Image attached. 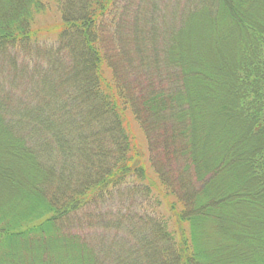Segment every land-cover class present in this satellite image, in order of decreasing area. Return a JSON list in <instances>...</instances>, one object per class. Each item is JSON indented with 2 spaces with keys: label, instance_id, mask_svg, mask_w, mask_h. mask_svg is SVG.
Instances as JSON below:
<instances>
[{
  "label": "trees",
  "instance_id": "1",
  "mask_svg": "<svg viewBox=\"0 0 264 264\" xmlns=\"http://www.w3.org/2000/svg\"><path fill=\"white\" fill-rule=\"evenodd\" d=\"M20 1L0 163L30 174L0 166V264H264V0H175L164 43L155 3Z\"/></svg>",
  "mask_w": 264,
  "mask_h": 264
},
{
  "label": "rangeland",
  "instance_id": "2",
  "mask_svg": "<svg viewBox=\"0 0 264 264\" xmlns=\"http://www.w3.org/2000/svg\"><path fill=\"white\" fill-rule=\"evenodd\" d=\"M138 2H141V4L144 6V5H147V6H150L151 4H156L158 6V8L160 9V11L162 12L163 14V17L158 21L159 23V27L157 29V34H156V40L157 41H161L162 43H164V37H166V35L164 34V32H162L163 30H166V27L163 25L165 19L167 20H170L172 21L171 24L169 25L170 27L173 25V24H176V22H174V18H177V21H178V25L175 27V29H178V26L180 25L181 21L183 20V18H181L179 15L176 17V9H175V6H176V3H175V0H136ZM219 1V0H217ZM194 0L191 1V3L189 4V7L192 6ZM21 4V1L20 0H0V13L1 12H5L7 9L9 12L13 11V10H16L19 8ZM137 4V3H136ZM135 6H133V8H135ZM48 15L47 16H41L40 17V21L42 23H45V22H56L58 21L59 19H61L62 15L61 13H59L58 9L56 8H52L48 11L47 13ZM260 17V16H259ZM165 18V19H164ZM161 25L164 26V29H160V27H162ZM205 28L202 27V28H199L196 30L195 32V36H194V39L195 40H198V39H203V37L205 36L204 33L205 31L203 30ZM162 32V33H161ZM222 31L220 32V35H221ZM189 33H187L184 37H186L185 39H189ZM219 35V36H220ZM47 38V40H50L52 42V40H56L58 38H55V37H51V36H44ZM170 39H172V36L168 37L165 42H168ZM196 42V41H195ZM188 43L189 45V40H186V42L184 43V47H185V44ZM191 45V44H190ZM60 46V44H59ZM33 47L34 49L32 51H29L30 53H32L33 55H36L42 64H46V60H45V53H44V49L46 47V45L44 43H39V42H33ZM195 47V46H194ZM29 80L30 82V78H27L25 76L23 77H18V84H20L21 82L23 81H27ZM19 88H20V91L18 92V94L21 96L23 94V91H22V88L20 87L19 85ZM211 133L215 132V131H218V125L214 124V123H211ZM213 133L211 135H213ZM216 136H218V134H215ZM209 140H212V137L211 139ZM208 140V141H209ZM7 148V144H4V140L0 138V158L4 157L7 152L6 150ZM211 154L209 153V157L211 159ZM8 157V156H7ZM7 157H6V160H7ZM1 160V159H0ZM24 162H21V161H17V160H14V159H10L8 161H5V165L3 163H0V166H4L6 168V172L9 170L12 172L13 171V174H17L19 177H22V176H26L27 174H30V166L28 164V161L27 160H23ZM3 164V165H2ZM7 172V173H8ZM3 181V180H2ZM0 180V200H1V204L3 202L6 201L7 198H9L10 200H12V196H8L7 194L12 190L11 186L8 185V183H4ZM242 184H244V182L242 180H240ZM24 185L26 184L25 182H23ZM14 189V188H13ZM239 216V215H238ZM237 216V218H239ZM229 223L231 224H235L236 226V221H229ZM241 224H245V222L242 220L241 218V221H240V225ZM239 225V226H240ZM241 228V227H239ZM230 242V240L228 241ZM226 243V240L225 242ZM223 252H227V250H224ZM219 255H223L222 253H219Z\"/></svg>",
  "mask_w": 264,
  "mask_h": 264
}]
</instances>
